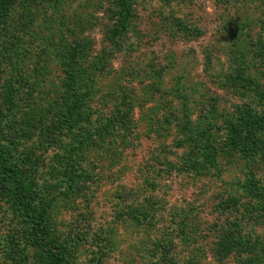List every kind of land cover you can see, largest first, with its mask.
<instances>
[{
    "label": "rangeland",
    "instance_id": "obj_1",
    "mask_svg": "<svg viewBox=\"0 0 264 264\" xmlns=\"http://www.w3.org/2000/svg\"><path fill=\"white\" fill-rule=\"evenodd\" d=\"M260 93L264 0H0V168L64 264H264V158L227 144ZM13 190L0 264H49Z\"/></svg>",
    "mask_w": 264,
    "mask_h": 264
},
{
    "label": "trees",
    "instance_id": "obj_2",
    "mask_svg": "<svg viewBox=\"0 0 264 264\" xmlns=\"http://www.w3.org/2000/svg\"><path fill=\"white\" fill-rule=\"evenodd\" d=\"M126 14H128L127 11L124 15ZM71 75L72 74H70V76ZM251 82L252 81H250V84ZM259 98L264 101V93H260ZM78 104H81V101H78ZM239 112L236 121H229L227 125L228 146L233 151H237L240 157L242 156V159L246 162L253 160L256 156L264 158V117L244 105L240 108ZM71 119L72 121L70 120L68 123L70 127L75 128L77 126L76 123L79 122V116L72 115ZM209 154L206 155L207 162L209 165H212L211 167H214V154L212 152ZM192 168L196 169L193 164ZM0 174L6 175L14 186L13 205L17 213L31 225L32 241L43 250L49 264H64V250L51 243L47 237L45 216L51 201L47 206L45 205L46 207L43 208L41 212H32L27 203L28 201L25 193L26 187L14 173L13 169H8L7 167L0 168ZM259 200L262 201V208L264 209V196H260ZM231 246H233V244L229 242L228 250L231 249ZM228 250L226 251L228 252Z\"/></svg>",
    "mask_w": 264,
    "mask_h": 264
}]
</instances>
